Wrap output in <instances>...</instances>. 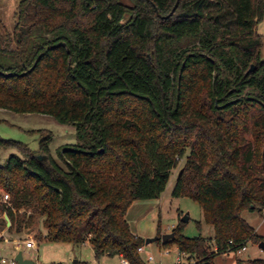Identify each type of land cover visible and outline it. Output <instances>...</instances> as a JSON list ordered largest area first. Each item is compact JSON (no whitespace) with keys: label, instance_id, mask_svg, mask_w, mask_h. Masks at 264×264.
<instances>
[{"label":"trees","instance_id":"trees-1","mask_svg":"<svg viewBox=\"0 0 264 264\" xmlns=\"http://www.w3.org/2000/svg\"><path fill=\"white\" fill-rule=\"evenodd\" d=\"M128 1L20 0L14 33L0 30V109L78 137L57 157L50 130L30 132L37 151L0 137V153H20L0 162V232L43 219L46 241L145 264L128 211L185 160L173 196L199 204L215 236L185 237L181 221L165 243L191 264L259 245L242 214L264 211V0H180L171 16L178 0Z\"/></svg>","mask_w":264,"mask_h":264},{"label":"rangeland","instance_id":"rangeland-1","mask_svg":"<svg viewBox=\"0 0 264 264\" xmlns=\"http://www.w3.org/2000/svg\"><path fill=\"white\" fill-rule=\"evenodd\" d=\"M128 3V0H124ZM20 0H0L1 34L5 38L13 34L17 24V11ZM129 18H125V21ZM257 33L261 36L264 44V19L257 26ZM3 48L8 49L3 44ZM15 48V47H14ZM264 58V47L262 50ZM0 137L8 140H16L26 143L32 150L37 151L41 136L31 134L34 130H50L54 134L51 145L52 154L57 157L58 150L67 145L78 143L76 130L73 126L62 125L53 118L38 114H14L0 109ZM20 153L15 149L2 150L0 162L4 163L12 155ZM185 160L181 161L178 168L174 169L165 192L157 200L137 201L129 209L127 221L136 235L144 239L172 233L178 224L184 219L185 223L182 235L188 238L204 237L213 239L215 231L203 219L202 208L189 198L173 196L178 176ZM6 193H0V203ZM242 217L255 229L258 236L264 238V211L246 210ZM6 216L0 215V219ZM198 223L201 226H198ZM7 229L0 232V255L6 259H15L22 252L25 259L32 260L34 264H129L118 256H105L97 260L90 244L75 246L68 243H53L44 239L47 230L43 225V219L37 220L35 226L24 231L20 235L8 234ZM33 240L37 247L28 249L25 242ZM264 242V241H263ZM141 258L145 264H191L190 255H179L177 246L163 241L154 242L142 247ZM264 259V251L259 245L250 242L247 250L239 253H227L218 256L214 264H248L247 261ZM1 261V260H0ZM127 262V263H125Z\"/></svg>","mask_w":264,"mask_h":264},{"label":"water","instance_id":"water-1","mask_svg":"<svg viewBox=\"0 0 264 264\" xmlns=\"http://www.w3.org/2000/svg\"><path fill=\"white\" fill-rule=\"evenodd\" d=\"M179 2L180 0H178L176 2V5L172 11V13L169 15L171 16L175 11L176 9L178 8L179 6ZM168 18V17H167ZM255 67H252V69H254ZM182 171H180V175H181ZM188 221V219H184L183 222L186 223ZM176 238L175 234L172 232V233H169V234H164L162 235L161 237L159 236H156V237H153V238H149L145 241V244L146 245H149V244H152L154 242H160V241H163V242H168V241H172ZM259 248L264 251V242H261L259 244ZM15 260L16 262H18V264H34V262L32 260H29V259H25L22 252L18 253L17 256L15 257ZM208 264H211V263H208Z\"/></svg>","mask_w":264,"mask_h":264},{"label":"built area","instance_id":"built-area-1","mask_svg":"<svg viewBox=\"0 0 264 264\" xmlns=\"http://www.w3.org/2000/svg\"><path fill=\"white\" fill-rule=\"evenodd\" d=\"M9 201H10V196L8 194H6L4 196L3 202L8 203ZM6 221H7V227H10L11 223H10V220L7 216H6ZM25 245L27 246L28 249H34L37 247L36 243L33 240L25 242ZM246 250H247V246L242 248L241 250H239L237 253L241 254L242 252H244ZM140 251H143V249L141 248ZM183 254L184 253H181V252L179 253V255H183ZM0 260H1V264H18V262H16L15 259H11V260L6 259L2 256V254L0 255ZM125 263H127V262H125ZM179 264H182L180 260H179Z\"/></svg>","mask_w":264,"mask_h":264},{"label":"crops","instance_id":"crops-1","mask_svg":"<svg viewBox=\"0 0 264 264\" xmlns=\"http://www.w3.org/2000/svg\"><path fill=\"white\" fill-rule=\"evenodd\" d=\"M134 232V231H133ZM85 244H90L89 242H86V243H84L83 245H85ZM91 245V244H90ZM82 246V245H81ZM92 247V246H91ZM92 250H93V248H92ZM94 252V251H93Z\"/></svg>","mask_w":264,"mask_h":264}]
</instances>
